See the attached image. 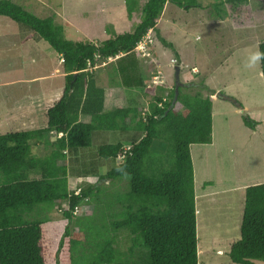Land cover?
Segmentation results:
<instances>
[{
    "label": "trees",
    "instance_id": "1",
    "mask_svg": "<svg viewBox=\"0 0 264 264\" xmlns=\"http://www.w3.org/2000/svg\"><path fill=\"white\" fill-rule=\"evenodd\" d=\"M245 1L217 0L212 15L223 21L230 16L229 4ZM125 2L129 18L140 11V23L131 32L111 29L110 38L94 42L71 40L54 16L40 17L10 0H0V16L47 42L61 57L65 73L63 95L48 110L47 128L0 135V264H47L43 227L52 220L56 207L67 221L59 252L68 239L71 264H199L191 146L213 142L214 94L205 96L194 83H184L177 91L176 83L171 89L165 84L148 86L153 69L144 66L137 47L155 31L179 57L157 29L158 19L169 3L185 9L200 3ZM258 50L264 52V42ZM108 65L114 70L107 74L111 79L106 87L98 78ZM260 68L264 78V62ZM120 87L151 94L146 112L139 105L106 110L107 91ZM84 116L90 120L82 121ZM243 122L251 130L258 125L244 114ZM103 131L134 132L142 137L128 144H101L97 159L119 162L100 175L96 184L79 185V193L71 190L70 177L97 173L79 152L91 148L95 134ZM51 133L60 137L53 141ZM39 146L50 150L38 156L33 151ZM102 181L109 185L101 187ZM87 206L93 212L77 216L76 208ZM124 232L130 244L126 251L116 247L117 237ZM228 257L234 264L264 262L263 183L245 190L241 237L232 244Z\"/></svg>",
    "mask_w": 264,
    "mask_h": 264
},
{
    "label": "rangeland",
    "instance_id": "2",
    "mask_svg": "<svg viewBox=\"0 0 264 264\" xmlns=\"http://www.w3.org/2000/svg\"><path fill=\"white\" fill-rule=\"evenodd\" d=\"M10 1L40 17L54 16L64 26L67 38L74 41L101 42L111 37L108 34L111 29L116 33L131 32L141 21L140 11L132 18L128 17L125 0ZM146 1L140 0V4L144 5ZM196 1L201 7L185 9L171 3L166 6L158 19V29L161 36L173 44L179 57L158 39L157 32L151 31L147 36L153 47L152 55L147 59L148 66L152 67V72L160 66L165 87L171 89L176 82L175 67L179 65L181 83L201 86L205 96L219 90L220 95L233 98L240 105L222 100L215 94L212 96V100H217L213 106L216 146L209 149L211 147L206 145H193L191 148L195 172L198 169V187L215 189L221 178H225L222 181L229 187L234 179L246 183L251 180L253 186L264 184V78L260 64L253 68L245 66L249 56L264 42V0L229 4L226 8L230 16L223 21L212 15L211 7L217 0ZM62 64L61 57L36 33L0 16V135L48 127V110L63 95L65 73ZM107 67V71L101 70L98 79L100 85L109 87L111 77L107 74L114 69L110 65ZM95 71L100 73L99 69ZM56 90L57 95L53 97L51 94ZM151 100V94L146 96L145 89L112 88L107 91L105 108L139 105L146 112ZM243 114L258 122L255 133L245 126ZM81 120L88 122L90 117L84 116ZM56 137L60 136L51 133L53 141ZM141 137L142 134L134 132L96 133L92 147L79 154L91 165L89 167H96L97 173L87 178L70 177V189L79 193V185L96 184L100 175L119 162L97 159L96 152L101 144H128L133 138L139 140ZM39 147L33 151L38 156H44L50 150ZM100 184L103 188L109 185L108 181ZM123 189L125 186L121 187ZM231 192L199 202L198 248L202 250L198 256L199 264H234L228 254L232 244L241 237L245 196L242 192ZM92 212V206L79 208L77 216ZM51 218L43 227L47 264H71L68 239L59 252L67 221L57 207ZM129 245L127 234L120 233L116 247L126 251ZM220 250L223 251L221 254ZM256 264L264 262L257 261Z\"/></svg>",
    "mask_w": 264,
    "mask_h": 264
},
{
    "label": "crops",
    "instance_id": "3",
    "mask_svg": "<svg viewBox=\"0 0 264 264\" xmlns=\"http://www.w3.org/2000/svg\"><path fill=\"white\" fill-rule=\"evenodd\" d=\"M157 29H158V24H157ZM152 61L151 62H154L155 65L157 64V62L154 60V59H151ZM148 60L147 59H144V66H148L149 62H147ZM150 62V63H151ZM160 66L156 67V69L158 70ZM181 70V69H180ZM150 73L153 74L152 70H150ZM180 75H181V72H180ZM151 82V81H150ZM150 82L148 83V86H150ZM117 89V88H116ZM57 91H54L53 93L54 94H51L53 97L55 95H57ZM213 94L215 95H220L221 93H219V90H216ZM221 96V95H220ZM219 96V97H220ZM52 97V98H53ZM213 99V97H212ZM220 99H222L220 97ZM48 100V98H47ZM223 100V99H222ZM217 102V100H213V106L215 105V103ZM124 107H127L124 106ZM112 108H123V107H117L115 105L112 106ZM214 112H213V117H214ZM259 126V125H258ZM258 126L256 127L254 131V133L256 132ZM214 132V131H213ZM193 146V145H192ZM191 146V148H192ZM216 146V141H215V135L213 133V142L212 144L210 145H206V147H211L209 149H212L213 147ZM191 155H192V151H191ZM222 179L224 180L225 178H221L219 180V183L217 184V187H214L215 189H207L205 186H203L201 189L200 187H198V169L196 168V172H195V196H196V206H197V237H198V240H199V236H200V228H199V218L201 216V208H200V205H199V202L202 200V199H207V200H211L213 198H215L216 196H220V195H224V194H227V192H242V194L245 196V190L250 187V186H253L252 183H251V180L249 183H246L244 182L243 180L241 181H236L234 179L233 182H231L233 185L232 187H229L227 186V183H225L224 181H222ZM227 181V180H226ZM231 192V193H232ZM213 242V241H212ZM215 244V242H213ZM199 244V243H198ZM231 244V243H230ZM223 251L220 250V254L222 253ZM202 253V250H200L198 248V255H200Z\"/></svg>",
    "mask_w": 264,
    "mask_h": 264
},
{
    "label": "clouds",
    "instance_id": "4",
    "mask_svg": "<svg viewBox=\"0 0 264 264\" xmlns=\"http://www.w3.org/2000/svg\"><path fill=\"white\" fill-rule=\"evenodd\" d=\"M151 32V31H150ZM149 32V33H150ZM149 33H148V35H149ZM147 35V36H148ZM147 36L145 37V39H144V41L143 42H141L140 43V45L139 46H141V44L142 43H146V47H147V50L148 51H150L151 50V48H153V47H151L150 45H149V43H151V42H148L147 41ZM138 46V47H139ZM153 46V45H152ZM137 47V51L138 52H140V54H141V58L143 59H148V58H150V56L152 55L151 54V51L149 52V53H147L146 51L144 52V51H140L139 50V48ZM113 59H111L110 61H112ZM63 62V61H62ZM261 62H264V52H261V51H259V50H257V51H255V52H253L250 56H249V58H248V60H247V62H246V67H248V68H253V67H255V66H257L258 64H260ZM179 66V65H178ZM176 68V67H175ZM181 69V68H180ZM176 70V69H175ZM158 71H161V69H160V67H159V69L156 71V72H153V77H154V75L155 74H157V72ZM162 75H163V73H162ZM152 81H153V78L151 79V83H152ZM176 83V82H175ZM165 84V83H164ZM184 84V83H183ZM166 85V84H165ZM67 209H68V206H67ZM78 209L79 208H76V210L78 211ZM75 210V213L77 214V211Z\"/></svg>",
    "mask_w": 264,
    "mask_h": 264
},
{
    "label": "built area",
    "instance_id": "5",
    "mask_svg": "<svg viewBox=\"0 0 264 264\" xmlns=\"http://www.w3.org/2000/svg\"><path fill=\"white\" fill-rule=\"evenodd\" d=\"M140 51H144L147 49L146 43H142L141 46L138 47ZM163 75L161 71H158L157 74L154 75L152 83L154 85H162L165 82L163 81ZM64 207H67L64 205ZM77 211V210H76Z\"/></svg>",
    "mask_w": 264,
    "mask_h": 264
},
{
    "label": "water",
    "instance_id": "6",
    "mask_svg": "<svg viewBox=\"0 0 264 264\" xmlns=\"http://www.w3.org/2000/svg\"><path fill=\"white\" fill-rule=\"evenodd\" d=\"M175 69H176V91H177L178 90V87L181 86V85H183V83L180 82V67L177 66ZM176 95H177V93H176ZM219 96L220 95H217L218 98L221 97L223 100L231 101L233 104L240 106L237 103V101L235 99H233V98L225 97V96H222V95L220 97Z\"/></svg>",
    "mask_w": 264,
    "mask_h": 264
}]
</instances>
